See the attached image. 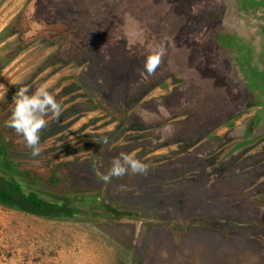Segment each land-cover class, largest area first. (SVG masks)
Returning <instances> with one entry per match:
<instances>
[{"label": "rangeland", "instance_id": "374dc122", "mask_svg": "<svg viewBox=\"0 0 264 264\" xmlns=\"http://www.w3.org/2000/svg\"><path fill=\"white\" fill-rule=\"evenodd\" d=\"M20 17L24 32L2 37ZM261 17L235 0H0V164L82 211L49 220L0 206V264H264L258 98L217 42L237 31L260 49ZM41 85L63 110L33 157L7 122L16 93ZM120 152L148 174L105 184Z\"/></svg>", "mask_w": 264, "mask_h": 264}, {"label": "trees", "instance_id": "16d2710c", "mask_svg": "<svg viewBox=\"0 0 264 264\" xmlns=\"http://www.w3.org/2000/svg\"><path fill=\"white\" fill-rule=\"evenodd\" d=\"M237 2L240 11L256 13L264 9V0H237ZM23 19L24 17L21 20L19 19L18 22L12 23L1 36L7 37L13 31L24 32ZM262 20H264V16ZM231 40L230 46L239 47L236 62L245 77L248 89L256 94L258 98L259 109L254 117V123L257 126L263 124L264 127V50L258 55L257 60L253 46L241 43L237 39ZM249 136L248 134L247 137ZM261 138H264V136L259 139ZM256 140L258 139L243 142L239 147L251 145ZM1 151H3V157L10 154L8 147L1 148ZM0 165L2 166L0 168V206L49 220L76 219L82 214V211L74 205L68 194H53L50 199H45L40 190L34 188L29 182L22 180L20 175L12 168L3 164ZM102 207L109 211L115 210L110 204L105 205L104 203Z\"/></svg>", "mask_w": 264, "mask_h": 264}, {"label": "clouds", "instance_id": "9594fccd", "mask_svg": "<svg viewBox=\"0 0 264 264\" xmlns=\"http://www.w3.org/2000/svg\"><path fill=\"white\" fill-rule=\"evenodd\" d=\"M164 55L163 46H157L153 54L148 56L144 64V72L152 74L159 66ZM15 108L7 122L21 136L25 146L31 149L33 157L40 155L41 130L47 125L46 117L51 114L59 118L62 105L55 96L47 90V85H41L33 94H28L27 88H21L14 97ZM102 143L107 145L109 138L104 137ZM150 169L148 163L138 159L135 153L120 152L111 160V166L102 176L105 184L128 175H147Z\"/></svg>", "mask_w": 264, "mask_h": 264}, {"label": "flooded vegetation", "instance_id": "af4514ba", "mask_svg": "<svg viewBox=\"0 0 264 264\" xmlns=\"http://www.w3.org/2000/svg\"><path fill=\"white\" fill-rule=\"evenodd\" d=\"M235 2H236V6H237V12H238L239 14H244V13H246V14L254 13V12L240 11V10H239V4H238L237 0H235ZM258 12H262V17L264 16V9L259 10ZM258 12H256V13H258ZM262 17H261V18H262ZM262 21H263V26H264V20H262ZM262 31H263V33H264L263 27H262ZM231 39H237V40H239V42H241V43H246L247 45H251V46H253V47H254V50H255V56H256V59H257V60H258V55L261 54V53L263 52V50H264V44H263V46L259 49L258 46L256 45V43H255L253 40L244 37L243 35H241V34H240L239 32H237V31H234V32H232V33H224V34H220V35L217 37V42L221 45V47H222L223 49H225V50H227V51L233 53V55H234V61H235V63H236V66L238 67L240 73L242 74V72H241V70H240V67L237 65V62H236V61H237V53H238V49H239V47H232V46H230V43L232 42ZM242 76H243V78H244V80H245V77H244L243 74H242ZM245 81H246V80H245ZM246 83H247V82H246ZM255 95H256V94H255Z\"/></svg>", "mask_w": 264, "mask_h": 264}]
</instances>
